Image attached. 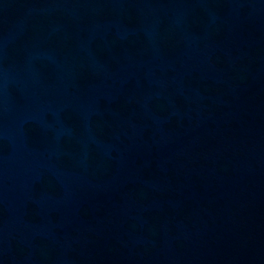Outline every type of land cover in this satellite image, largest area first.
Returning <instances> with one entry per match:
<instances>
[{
	"label": "water",
	"instance_id": "obj_1",
	"mask_svg": "<svg viewBox=\"0 0 264 264\" xmlns=\"http://www.w3.org/2000/svg\"><path fill=\"white\" fill-rule=\"evenodd\" d=\"M0 264H264V0H0Z\"/></svg>",
	"mask_w": 264,
	"mask_h": 264
}]
</instances>
